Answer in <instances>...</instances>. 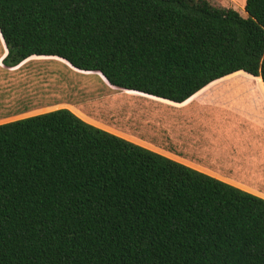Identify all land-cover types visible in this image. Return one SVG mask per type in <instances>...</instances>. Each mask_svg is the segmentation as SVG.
<instances>
[{"label":"trees","instance_id":"obj_1","mask_svg":"<svg viewBox=\"0 0 264 264\" xmlns=\"http://www.w3.org/2000/svg\"><path fill=\"white\" fill-rule=\"evenodd\" d=\"M0 0L4 64L58 57L183 102L264 82V0ZM0 264H264V198L69 108L0 124Z\"/></svg>","mask_w":264,"mask_h":264},{"label":"crops","instance_id":"obj_2","mask_svg":"<svg viewBox=\"0 0 264 264\" xmlns=\"http://www.w3.org/2000/svg\"><path fill=\"white\" fill-rule=\"evenodd\" d=\"M213 1L248 16L246 0ZM7 54L0 32V124L43 113L29 109V100L36 92L32 85L36 86L42 75L29 63L54 58L33 55L10 67L3 62ZM237 79L250 86L249 96L255 107H246L242 116L236 113L235 105L216 97L218 86ZM125 91L148 98L154 108L151 104L141 106L145 113L137 112V133L119 136L264 198V82L260 76L243 70L234 72L183 102Z\"/></svg>","mask_w":264,"mask_h":264},{"label":"rangeland","instance_id":"obj_3","mask_svg":"<svg viewBox=\"0 0 264 264\" xmlns=\"http://www.w3.org/2000/svg\"><path fill=\"white\" fill-rule=\"evenodd\" d=\"M29 65L42 73L38 84L32 85L36 92L29 100V109L36 113L69 108L98 127L123 135L139 130L135 120L139 116L137 112L145 113L141 106L151 104L154 108L148 98L127 94L126 89L111 85L100 72L77 69L58 57L39 59ZM246 85L240 79L232 80L216 88V97L235 105L236 113L242 116L246 107L255 108L253 97L249 96L251 88Z\"/></svg>","mask_w":264,"mask_h":264}]
</instances>
